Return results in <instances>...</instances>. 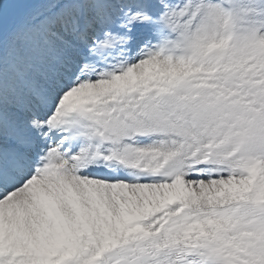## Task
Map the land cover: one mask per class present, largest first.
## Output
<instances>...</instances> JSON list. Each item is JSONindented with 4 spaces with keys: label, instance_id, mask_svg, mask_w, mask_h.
Here are the masks:
<instances>
[{
    "label": "snow or ice",
    "instance_id": "snow-or-ice-1",
    "mask_svg": "<svg viewBox=\"0 0 264 264\" xmlns=\"http://www.w3.org/2000/svg\"><path fill=\"white\" fill-rule=\"evenodd\" d=\"M0 264H264V0H0Z\"/></svg>",
    "mask_w": 264,
    "mask_h": 264
}]
</instances>
